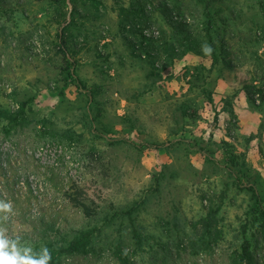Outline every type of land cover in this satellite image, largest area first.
<instances>
[{"label": "rangeland", "instance_id": "rangeland-1", "mask_svg": "<svg viewBox=\"0 0 264 264\" xmlns=\"http://www.w3.org/2000/svg\"><path fill=\"white\" fill-rule=\"evenodd\" d=\"M236 174L264 199V0H0V251L264 264Z\"/></svg>", "mask_w": 264, "mask_h": 264}, {"label": "trees", "instance_id": "trees-1", "mask_svg": "<svg viewBox=\"0 0 264 264\" xmlns=\"http://www.w3.org/2000/svg\"><path fill=\"white\" fill-rule=\"evenodd\" d=\"M68 76L69 78L73 81L75 84L76 88L84 93L86 96H88L90 99L92 98V93L91 91L85 86V84L80 80V78L77 76L76 71H75V63H70L68 66ZM249 95V93H248ZM97 134L102 137L103 139L107 140L111 144H119V143H127L135 146L138 149H144V148H153V149H160L162 147H166L167 144H153V145H136L133 142H131L129 139L121 137V138H111L107 137L106 135H103L102 133ZM178 142H184L186 143L191 149H194L196 152L199 154L203 155L208 161H215V159L212 158L211 154L208 152V150L199 145L196 142L190 141V140H178ZM169 145H172L173 142H169ZM238 186L240 188H244L252 193V197L254 200V206L255 209L258 211L259 216L261 219H264V199L262 198L259 189L257 187V183H249L248 185L243 184L238 175L236 174ZM251 181V180H249ZM89 234H83L80 238H76L72 240L67 247H60L57 248L53 244L47 245V250L46 253L43 255L36 254L32 257H29L27 260H32V261H39V260H44L45 264H59V259L62 256V254H68V255H73V254H85L88 251V243H89ZM247 253V249L245 250ZM118 259L120 261V264H130L129 260L126 258L124 254H119Z\"/></svg>", "mask_w": 264, "mask_h": 264}, {"label": "clouds", "instance_id": "clouds-1", "mask_svg": "<svg viewBox=\"0 0 264 264\" xmlns=\"http://www.w3.org/2000/svg\"><path fill=\"white\" fill-rule=\"evenodd\" d=\"M0 208H3L5 211L9 210L10 204H0ZM6 241H0V249H4L6 247ZM28 249L24 250V256L26 257L28 254ZM0 264H45L44 260L32 261L27 260L24 257H20L13 246V250L11 255L9 256L7 252L0 251Z\"/></svg>", "mask_w": 264, "mask_h": 264}]
</instances>
